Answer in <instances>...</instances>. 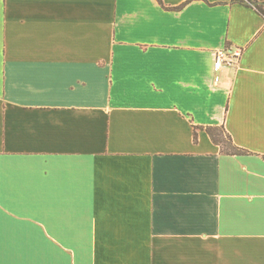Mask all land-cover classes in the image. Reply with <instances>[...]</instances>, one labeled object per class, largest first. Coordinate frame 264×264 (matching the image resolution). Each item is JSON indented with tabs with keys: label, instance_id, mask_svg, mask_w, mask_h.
<instances>
[{
	"label": "crops",
	"instance_id": "1",
	"mask_svg": "<svg viewBox=\"0 0 264 264\" xmlns=\"http://www.w3.org/2000/svg\"><path fill=\"white\" fill-rule=\"evenodd\" d=\"M0 264H264V17L0 0Z\"/></svg>",
	"mask_w": 264,
	"mask_h": 264
},
{
	"label": "trees",
	"instance_id": "2",
	"mask_svg": "<svg viewBox=\"0 0 264 264\" xmlns=\"http://www.w3.org/2000/svg\"><path fill=\"white\" fill-rule=\"evenodd\" d=\"M233 3H240L242 5L254 8L262 17H264V2L260 0H232ZM195 128V140L197 141V130L199 128L205 129L212 141L221 147L222 153L226 155H246L249 152L237 146L232 141L231 136L226 133L223 127H198Z\"/></svg>",
	"mask_w": 264,
	"mask_h": 264
},
{
	"label": "built area",
	"instance_id": "3",
	"mask_svg": "<svg viewBox=\"0 0 264 264\" xmlns=\"http://www.w3.org/2000/svg\"><path fill=\"white\" fill-rule=\"evenodd\" d=\"M241 56V51L239 49H237L236 51H234V53L232 54V57L235 58V59H238L240 58ZM226 57V54L225 52H221L219 55H217V59H216V63H215V71H220V69L222 68L223 66V62H224V59ZM219 77H215V81L218 82L219 81Z\"/></svg>",
	"mask_w": 264,
	"mask_h": 264
}]
</instances>
